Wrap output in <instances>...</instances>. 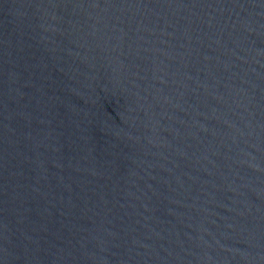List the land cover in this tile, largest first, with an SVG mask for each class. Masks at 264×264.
Here are the masks:
<instances>
[{"label": "water", "instance_id": "1", "mask_svg": "<svg viewBox=\"0 0 264 264\" xmlns=\"http://www.w3.org/2000/svg\"><path fill=\"white\" fill-rule=\"evenodd\" d=\"M0 264H264V0H0Z\"/></svg>", "mask_w": 264, "mask_h": 264}]
</instances>
